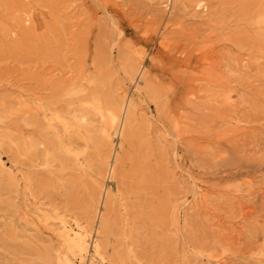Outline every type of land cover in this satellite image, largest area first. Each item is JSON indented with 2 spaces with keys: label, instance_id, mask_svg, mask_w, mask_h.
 <instances>
[{
  "label": "rangeland",
  "instance_id": "374dc122",
  "mask_svg": "<svg viewBox=\"0 0 264 264\" xmlns=\"http://www.w3.org/2000/svg\"><path fill=\"white\" fill-rule=\"evenodd\" d=\"M57 250L264 264V0H0V264Z\"/></svg>",
  "mask_w": 264,
  "mask_h": 264
},
{
  "label": "bare ground",
  "instance_id": "6f19581e",
  "mask_svg": "<svg viewBox=\"0 0 264 264\" xmlns=\"http://www.w3.org/2000/svg\"><path fill=\"white\" fill-rule=\"evenodd\" d=\"M23 103H29L27 100L24 101ZM45 110L46 111H50L51 108L45 106ZM98 111L100 112V120L102 122V131L105 134V136H109L110 132L109 129L110 128H114V126L119 122V112L122 110L126 111L128 110V105L127 103L121 102L117 108H115L114 110H108L107 113H105L104 111H101V108H97ZM119 110V112H118ZM127 114V112H126ZM125 114V115H126ZM42 115L45 116L46 118V122H47V129L51 130V132L54 134V136H56V138L59 139V142H61L62 147L64 148L65 151L70 152L71 150V146L69 145V143H66L63 141V137H68L67 135H69L70 133V125L68 123V121L65 120V118H60L59 122L57 124H53L51 121V118L47 117V113L46 112H42ZM59 117V116H56ZM74 119H76L77 121H84L85 120V116L81 115L80 117L74 115L73 116ZM108 117V120L106 121V118ZM126 117V116H125ZM125 121V118H124ZM26 126H30V122L29 120H26L25 122ZM123 125L124 123H120L119 125V132L122 131L123 129ZM60 126V127H59ZM34 127V126H33ZM60 128L62 129V131L60 130ZM35 131V127L33 129ZM118 131V130H117ZM121 134V133H120ZM44 149H47V146L45 144H43ZM103 165H107L108 166V170L109 171H113V166H114V162H108V159H103L102 160ZM93 211H96V208L93 209ZM60 231H61V237H62V241L66 242L68 244V246L70 247L71 251H72V256H77L80 259H83V257L85 256V254L88 252V241L86 239V231H82L80 229H73L68 227L65 224V221L61 220V225H60ZM94 253L99 256L101 259H103V253L101 251V246L99 243H95L94 244ZM55 260L57 264H76L73 260L72 257L67 256L62 254L59 250H57L55 252ZM91 263V261H90ZM89 263V264H90Z\"/></svg>",
  "mask_w": 264,
  "mask_h": 264
}]
</instances>
